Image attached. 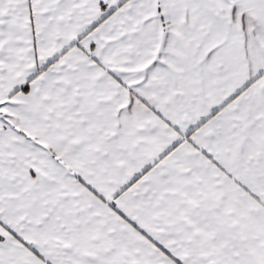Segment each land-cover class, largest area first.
Masks as SVG:
<instances>
[{"label":"snow or ice","instance_id":"obj_1","mask_svg":"<svg viewBox=\"0 0 264 264\" xmlns=\"http://www.w3.org/2000/svg\"><path fill=\"white\" fill-rule=\"evenodd\" d=\"M0 264H264V0H0Z\"/></svg>","mask_w":264,"mask_h":264}]
</instances>
